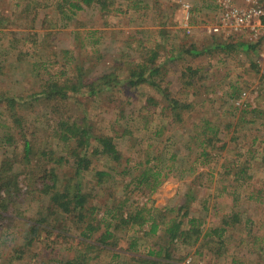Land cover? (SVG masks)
Masks as SVG:
<instances>
[{"label": "rangeland", "instance_id": "obj_1", "mask_svg": "<svg viewBox=\"0 0 264 264\" xmlns=\"http://www.w3.org/2000/svg\"><path fill=\"white\" fill-rule=\"evenodd\" d=\"M53 1L0 0V14L9 19L4 27L8 31L0 34V58L5 55L10 60L15 54L23 58L34 54L52 73L64 70L58 80L71 79L78 65L84 81H97L107 73H115L120 81L100 92L93 93L82 86L67 90V98L62 101L38 102L27 118L31 127L39 129L37 145L41 148L51 140L52 148L62 153L63 145H58L54 136L50 137L55 125L49 123L57 122V117L76 118L81 123H92L94 132L100 129L112 134L125 156L134 157L142 148L149 156L159 158L168 155L167 142L179 147L181 153L188 151L186 133L192 129L189 123L204 114L202 112L219 124L225 123L224 120L231 122L228 129L223 130L226 135L220 136L227 141L225 148L214 153L205 143L210 153L205 164L195 163V171L184 174L172 168L152 193H130L131 203L146 202V207H161L162 213L166 212L165 217L170 218L186 202L187 191L195 196L189 199V213L183 216V227H188V217L197 218L201 229L198 241L195 244L191 240L188 243L176 241L170 245L166 258L152 254L148 256L152 260L157 259L162 264H264V126L256 128L259 121H264V51L245 45L239 36L225 38L207 31L216 16L217 0H107L106 11L93 4L94 8L89 6L78 11L75 19L63 28L58 25L56 10L59 7ZM227 43L233 46L228 47ZM11 44L13 48L9 47ZM155 44V64L160 71L155 73L154 83L124 89L122 80L129 68L146 59L144 56L155 50ZM19 69L18 66L20 77ZM16 70L10 66L4 72L12 75ZM193 70L196 71L193 73ZM40 71L43 72L42 67ZM162 89L184 102H192V108L182 111L188 117L186 125L172 130L169 112H160L162 103L159 102L165 93ZM150 96L159 102L143 109L142 103ZM203 102L206 103L201 106ZM235 106L251 108L254 112L252 115L246 112L238 120L241 112ZM129 115L133 118H128ZM253 119L257 122H252ZM160 122H165L163 136L154 137L152 126ZM125 125L127 132L121 136ZM236 129L234 136L244 134L232 140ZM255 134L258 138L254 140ZM248 148L251 150L246 152ZM144 156L140 154L142 159ZM249 156L250 160L245 162ZM35 159L29 162L28 169H23L19 162V168H15L23 172L20 177L26 176L20 185L23 190L28 187L27 193L19 207L20 217L25 219L37 218V202H33V198L26 200L34 193V187L26 183L44 165L43 159L39 162ZM58 171L61 174L63 169L58 167ZM94 180L90 171L85 172V188L91 187ZM104 196L97 195V200L102 201ZM183 211L178 210V214L181 216ZM24 223L12 221L0 227V264H16L17 260L28 259L30 255L31 264H56L61 257L76 255L77 235L63 241L62 236L42 231L41 239L30 246L32 253L21 252L16 258L28 227ZM148 223L142 226L143 232ZM162 225L156 234L143 237L137 226L127 230L124 232L126 240L120 239L116 247L122 254L111 257L110 252L102 251L96 254L97 264H149L135 262L137 258L133 256L146 255L152 244L155 248L166 245ZM221 225L225 230L220 238L212 229ZM99 231H95L91 239L96 238ZM130 234L139 236L134 250L127 248ZM83 246L80 244L79 250H83Z\"/></svg>", "mask_w": 264, "mask_h": 264}, {"label": "trees", "instance_id": "obj_2", "mask_svg": "<svg viewBox=\"0 0 264 264\" xmlns=\"http://www.w3.org/2000/svg\"><path fill=\"white\" fill-rule=\"evenodd\" d=\"M54 2L59 7L56 14L59 17L60 28L67 27L75 19L78 11L85 10L89 6L94 8L93 4L97 5L100 10L106 11L107 5V0H54L52 3ZM8 21V17L0 14V34H5L8 31L4 28L8 25ZM32 34L35 35L36 32ZM227 46L233 45L227 43ZM9 47L13 48V44ZM251 47L255 48V45H251ZM154 49V51L150 50L149 55L144 56L146 59L142 60V58L139 63L129 68L128 74L122 80L124 89H137L145 83H154V75L160 71L159 66L155 64L156 44ZM3 56L2 59L0 58V83L6 86L0 85V227L8 225L12 221L25 222L24 224L28 226L22 235L21 241L23 242L19 246L21 251L17 252L16 258H19L21 252L26 254L28 251L29 255L32 253L30 246L36 239H41L42 231L50 235L54 233L62 236L63 241L77 235L76 255L72 258L61 257L56 260V264H97L96 254H100L102 251L110 252L111 257L120 256L122 253L116 248L118 241L126 240L124 232L135 226L139 228V231H142L141 237H143V235L156 234L160 229V224H163L162 232L166 239V245H159L158 248H155L153 244L150 245L146 255H132L137 258L135 262L139 263L144 261L149 264H162L157 259L152 260L148 256L153 254L155 257L166 258L170 245L176 241L188 243L187 241L191 240L192 244L198 241L201 229L197 218L188 217L186 221L188 227H183V216H187L189 213V199L195 198L190 191L186 193V202L184 201L178 208V210L184 209L181 216L177 210L176 215L173 214L170 218L165 217L166 212L162 213L161 207H146V202L141 205H132L130 193L134 191H141L142 194L152 193L161 185L164 177L169 175L170 170H173L172 168H177L181 174H184L195 171V163L205 164L210 153L204 145L208 144L214 153L225 148L227 141L220 136L226 135L223 130L228 129L231 122L226 123L224 120L225 123L219 124V122L206 117V113L202 112L204 114L189 123L192 129L189 128V132L186 133L188 151L181 153L179 147L172 146L167 142L168 155L157 157V159L149 156V152L146 153L142 148H139L134 157L125 156L118 148L112 134L100 131V129L94 132L93 124L90 122L81 123L76 118L57 117V122L51 120L49 123L55 125L50 137L54 136L58 145H63L62 153H57V149L51 146V140L41 148L37 145L39 129L35 126L31 127L27 119L32 115L34 106L44 100L52 103L62 101L67 98V90L82 86H87L93 93L111 89L113 82L118 85L120 79L115 76V73H107L98 78L100 81H84L81 76V68L77 65L75 76L73 75L71 79L58 80L64 70L61 69L57 74L52 73L45 63H40L36 59L34 54L26 55L27 58L15 54L10 60L5 55ZM10 66L14 70L18 69V66L20 67L19 70L22 72L20 77L17 75L18 70L14 71L12 75H7L4 72V69H9ZM41 67L43 72L40 71ZM195 71L193 70V73ZM158 87L160 88V86ZM162 90L165 91V89ZM158 102L150 96L144 101V104L142 103V108L146 109ZM159 103H162L160 112L163 114L164 111H168L170 114L169 123L173 126L172 130L177 129L179 125H186L185 121L188 117H185L182 111L192 108V102H184L165 91L164 99ZM205 103H201V106ZM235 108L241 112L238 120H241L242 115L246 112L251 115L254 112L251 108L239 109L236 106ZM165 117L167 116L165 115ZM128 118H133V115H129ZM117 119L115 118V120ZM82 120L84 121V118ZM251 121L257 122L255 119ZM263 126L264 121H259L256 128L263 129ZM126 127L127 125L122 129L121 136L126 134ZM164 128L165 122L154 124L152 126L154 137L163 136ZM235 133H237V129L231 137L232 140L240 138L241 134H244L241 132L234 136ZM166 138L169 139V137ZM257 138L258 135L255 134L253 139ZM217 142H221V144L217 145ZM249 147L251 148V146ZM250 148L246 149V152L251 150ZM140 154H145L143 159ZM33 157L36 158V162L43 159L44 165H41L38 173L26 183L30 182L34 187L33 196L31 198L27 196L26 200L33 198V202H37L38 210L37 218L25 219L20 217L22 211L19 207L27 193L28 187L26 186V189L23 190L20 185L26 176L20 177L23 172L15 168H19V162L23 164V169H28L27 165ZM250 158L251 156L246 158L245 162ZM65 165L66 168H64ZM58 167L63 169L61 174ZM87 171H90L92 177L95 178L89 188H85L83 182L84 174ZM227 172H230V168H227ZM195 175L196 177L200 176V174ZM97 195L99 198L105 195V198L99 201ZM38 201L42 204L39 205ZM28 205L30 206V203ZM147 222H149L147 230L143 232L142 226ZM98 230H100L98 236L91 239L92 234ZM224 230L222 225L212 229L214 234L220 238ZM129 237L130 242H128L127 248L134 250L139 236L135 237L134 234H130ZM80 244L84 245L83 250H79ZM55 258L57 259V255ZM30 260L31 255L28 259L17 260L16 264L18 262L31 264Z\"/></svg>", "mask_w": 264, "mask_h": 264}, {"label": "built area", "instance_id": "obj_3", "mask_svg": "<svg viewBox=\"0 0 264 264\" xmlns=\"http://www.w3.org/2000/svg\"><path fill=\"white\" fill-rule=\"evenodd\" d=\"M216 4L214 22L207 26L209 33L225 38L239 36L264 51V0H217Z\"/></svg>", "mask_w": 264, "mask_h": 264}, {"label": "crops", "instance_id": "obj_4", "mask_svg": "<svg viewBox=\"0 0 264 264\" xmlns=\"http://www.w3.org/2000/svg\"><path fill=\"white\" fill-rule=\"evenodd\" d=\"M245 45H247V46L249 45V46H250L251 44H247V43H246Z\"/></svg>", "mask_w": 264, "mask_h": 264}]
</instances>
